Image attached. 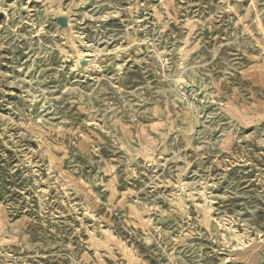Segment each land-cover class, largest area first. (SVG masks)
Segmentation results:
<instances>
[{"label": "rangeland", "instance_id": "1", "mask_svg": "<svg viewBox=\"0 0 264 264\" xmlns=\"http://www.w3.org/2000/svg\"><path fill=\"white\" fill-rule=\"evenodd\" d=\"M0 264H264V0H0Z\"/></svg>", "mask_w": 264, "mask_h": 264}]
</instances>
